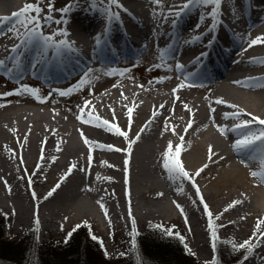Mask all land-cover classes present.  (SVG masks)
I'll use <instances>...</instances> for the list:
<instances>
[{"label": "bare ground", "instance_id": "obj_1", "mask_svg": "<svg viewBox=\"0 0 264 264\" xmlns=\"http://www.w3.org/2000/svg\"><path fill=\"white\" fill-rule=\"evenodd\" d=\"M84 1L79 0V5H75L63 29L69 33L66 39L74 42L72 53L83 57L84 64L78 78L90 73V83L80 87L98 91L104 82L120 80L122 76L109 74L99 64V59L94 58L98 49L97 36H90L89 32L99 33L106 16L92 28L91 24L98 20V16ZM26 2L29 1L0 0V17H11ZM246 2L225 0L219 6L218 23L214 29L217 37L228 35L225 36L228 41L222 42L228 63L222 73L201 87L197 76L191 74L186 78L183 75L187 64L184 55L185 51L202 45L204 36L192 41L193 44L186 42L193 36L207 33L211 5L191 8L184 23L188 27L177 39L172 36L173 30L168 25L175 17L169 13L179 11L185 0H160V7L152 0H118L122 6L119 10L123 8L122 11L142 27L141 40L145 42L139 49L138 64L152 66L159 79L151 84L143 81L140 85L116 82L87 99L88 105L82 103L80 109L84 110L79 109L72 114L71 123L59 116L40 114L35 120L36 125L23 128L15 124L14 116L19 108L26 109L21 105L33 103L25 92H21L22 99L15 106L1 109L0 174L3 180L0 185L17 190L13 201L19 213L27 215V219L28 216L31 220L38 219L39 224H60L62 221L68 224L81 218L109 229V224L115 225L112 218L121 219L126 214L135 221L137 203L154 200L156 207L148 213L168 220L183 219L191 232L188 240L191 247L203 252L204 259L208 261L212 257L210 247L213 241L208 217L196 195V188L212 213L213 228H225L236 234L238 225L231 215L237 209L249 206L250 202L255 209L246 210L247 216L255 222L264 219V183L250 174L257 169L255 161L264 156L262 146L254 145L243 150H249L251 157L245 160L243 151H234L232 147L239 132L231 129L239 121L223 119L224 113L236 111L227 105H235L243 113L242 119L252 121L244 131L258 133L264 129V124L253 121V117L264 120V64L261 63L264 60V41L249 47L256 37L264 38V0H248L249 5ZM247 16L253 20L247 22ZM15 23L16 18L13 17L0 25V31L5 33L0 35V60L16 68L11 57L17 53L8 51L18 42L8 31ZM198 23L199 29L196 27ZM116 24L125 33H134L124 19ZM25 51L26 58L21 60L20 66L30 74L46 63L41 47L28 46ZM177 63L183 67L177 69ZM33 64L36 65L34 68ZM173 89L177 91L174 93ZM216 99H222L225 104H216ZM210 109H215V112ZM154 112L158 113L155 117ZM19 115L17 117H21ZM78 116L82 119H77ZM89 120L91 123L87 122ZM102 121H107L113 131L97 126ZM189 121L192 122L191 127H188ZM217 125L226 129L224 134ZM116 129L126 133V137L115 135ZM52 130H57V136L49 134ZM85 139L90 143L85 144ZM130 141H135L131 147ZM169 142L172 144L169 162L179 160L191 179H170L163 168V153L168 150ZM109 146L112 150H108ZM177 146L181 148L178 153ZM209 146L213 153L211 160ZM205 164L208 167L196 175ZM71 165H76V168L67 174ZM115 170H121L117 184L120 180L129 185L132 182L133 191L128 186L127 189H112L114 181L110 171ZM100 182L108 189H100ZM53 188H56L55 192L48 196ZM81 192L85 197L77 202L75 199ZM28 194L34 203H38L30 213L28 197H24ZM161 199L164 201L159 202ZM234 201L240 203L229 208ZM177 204L183 209V215ZM54 215L59 218L53 221ZM47 225H44L45 229ZM255 233V250L241 264H264V238L260 236L264 233V225H260V230ZM249 234L253 236L254 232Z\"/></svg>", "mask_w": 264, "mask_h": 264}, {"label": "rangeland", "instance_id": "obj_2", "mask_svg": "<svg viewBox=\"0 0 264 264\" xmlns=\"http://www.w3.org/2000/svg\"><path fill=\"white\" fill-rule=\"evenodd\" d=\"M28 1L35 2V0ZM73 1L75 0H52V4L54 6V9L59 10L63 9L68 5V3H71ZM84 2L89 4L93 8V10L100 14V16L101 14L105 15L104 10L108 7L107 4H98L97 0H85ZM41 6L44 8V14H46L47 2H44ZM122 9L123 8L119 10V7H116L115 5L112 6L113 13H117L118 18L125 19V17H127V14H125ZM59 14V11H54L52 13V16L54 19H58ZM111 18H113V16ZM56 29V24L50 22L49 25L44 28V32L45 34H48L55 31ZM128 72V70H120L118 72V75L122 76L120 80L106 81L101 85V88L98 91H92L88 89H73L71 94L65 96H61L58 94V90L62 89L47 91L45 89H42V87L34 80L30 82L27 81L26 83H18L15 80L8 82L0 77V94L9 92L15 93V91L22 86H28L29 89L32 90H39L38 94H34V91L25 92L28 98H30L33 103L22 104L21 108L25 107L26 109L24 110L28 111H24L19 108V112H17L14 116L17 120L15 124L20 127L23 126L24 128L25 125H36L35 120H38L37 115L40 114L59 116L60 118L66 120L67 123H71L72 114H75L80 109L82 103H84L85 100L91 98V96H95V93L107 88L108 86L116 82L140 85L143 84L144 81L145 84H151L157 82V80L159 79L158 73L154 71L150 72L147 66L135 69L133 72H129L130 74ZM110 73L112 75L115 72L112 71ZM20 94L0 95V110L8 106H15L17 102L22 99ZM18 115L21 117H17ZM17 132H19V129ZM21 134L22 133H20L18 136H21ZM49 134H51L52 136H57L58 133L57 130H52ZM120 171L121 170L110 171V176L114 181L113 185L111 186L112 189L119 190L122 188L124 189L128 186L131 188V191H133L134 187L132 182L129 185L126 183H122V180H120L119 184H117V178L120 177ZM2 180L3 176H1L0 174V183ZM23 185L27 189V186L24 182ZM0 186V188L2 189L0 193V241L8 243L10 247L14 249V247H18L19 245L24 246L28 244V241H32L34 239L38 247H33V250L31 251L32 257L29 264H33L35 258L34 255H36L37 250L41 254H45L47 252L49 253V250H60V248L65 247V245L67 246L72 243H76L75 245H78L89 240L91 242L98 243V246L96 245V249H98L103 254L106 261H117L119 259L132 255L138 260V254L136 252V248L133 247L132 242L133 240H135V237L138 233L143 234L146 231H152V236H159L160 238L168 237L167 239L173 240L178 238L182 242V244L186 246L185 252L188 251L187 255L192 256V260L194 262H197L198 264H210L213 259H215V264H241V262L245 259V256L247 255L248 257L250 253H247V251H245L241 255V253L246 249L236 251L234 250L233 246L234 244H239L253 237L249 233L257 231V222H255L254 219L248 217L246 214V210L251 211L255 209L254 204H251L250 202L248 203L249 206L247 205V207L245 206L243 208L237 209L236 212L231 215V218L238 225L239 230L236 232V234L231 233L228 229L225 228L214 227L216 233L215 247H213V244L211 245L210 248L212 250V257L208 261L204 259L205 254H203V252H201L199 249L191 247L190 242L188 241L189 237L191 236V232L187 228L183 219L168 220L167 218H158L156 216H151V214L148 213L151 211V209H155L156 207L157 202L154 200L142 204L137 203L138 209L135 219L136 234L135 236H133V220H130L131 218L127 217L126 214L123 215V218L121 219L116 217L112 218V224L115 225H110L108 223L109 229H107L105 226L99 225L98 222L87 219L81 220V218L75 220L74 223L71 222L68 224L62 221L60 224H54L53 222H51V224L48 225L43 223L37 225L35 220H31L29 216L27 219V215L23 216L19 213V210L14 203L15 201H13V195L17 193V190L12 188V186ZM98 186L103 190L108 189L106 186H103L102 182H100ZM81 193L82 194L78 195L75 199L77 202H80L85 197L83 192ZM24 197H28L27 203L30 213V210L34 207H37L38 203H34L33 197L29 194ZM161 201H164V199H161L159 202ZM150 206H153V208ZM70 215L71 214H68L67 216ZM56 216H52L53 221L59 218L58 216L56 218ZM259 221H264V219L261 218ZM44 225H47V229H45L46 227ZM116 225H118V227ZM157 225H160L162 227L157 228ZM261 225H264V223H262ZM164 229H170L173 235H167ZM119 232L121 233L119 234ZM177 233L179 234L178 236L176 235ZM93 235L97 237V240H93L91 238ZM210 235L212 239L211 231ZM181 237L183 239H181ZM217 241H221L222 243H216ZM254 243L255 240H253V247L255 250L256 245H254ZM105 250L108 253V258L105 257ZM216 253H218V256L216 255ZM16 255L17 254H15L14 257H16ZM0 262L6 264H19V259H15L11 262L8 260H1ZM136 264L139 263L137 262Z\"/></svg>", "mask_w": 264, "mask_h": 264}, {"label": "snow or ice", "instance_id": "obj_3", "mask_svg": "<svg viewBox=\"0 0 264 264\" xmlns=\"http://www.w3.org/2000/svg\"><path fill=\"white\" fill-rule=\"evenodd\" d=\"M44 2H47V13L44 14V8L41 6ZM98 4H107L108 7L105 8L104 13L108 17L112 16H118L117 13H113L112 6L115 5L116 7H122L119 5L118 0H97ZM225 0H185V3L183 5L179 6V11L176 12H170V16L179 17L182 12L189 10L192 8L193 5L197 6H209L211 5L210 10L208 11V17H210V22L208 24V32H211L216 27L218 21L216 20V17L219 15V6L223 4ZM152 3L156 5L157 7H160V0H152ZM72 10L71 6H66L63 9L56 10L54 9V6L52 4V0H35V2H26L24 6L19 9L17 12L12 13L11 17H0V25H3L6 21L11 20L13 17L16 18V23L8 29L9 32L13 33V38L16 39L18 42L13 45L8 51L17 53L16 56L11 57V59L15 62L17 66H19L22 56H23V49H25L28 46H38L41 47L44 51L42 54H55L56 52H59L61 50L65 51H73L74 50V42H69L66 38L69 35L66 29H61L60 27H57V29L53 32H50L48 34H45L44 28L49 25V23H54L56 25L61 24H67L68 20L65 18L66 14ZM54 11H59L62 15L60 19H54L52 16V13ZM21 17L23 19H21ZM204 19V16H201V20ZM173 24L176 23V20L173 19ZM197 29H199L200 24L198 23L196 25ZM5 33L3 31H0V35H4ZM60 39H57V38ZM201 36H193L190 38L189 41L186 43H191L194 40H200ZM264 41V38L262 37H256L254 40L251 41L249 44V47H252L253 45L257 44L258 42ZM101 42V35L98 34L96 37V43L99 44ZM212 44V41H209V46ZM47 50H53L51 52H48ZM161 58H163L164 53L162 52ZM201 55H205L202 53ZM197 63H199V58H197ZM262 64H264V60L261 61ZM36 65L33 64L32 67L34 68ZM159 66V65H155ZM183 66L179 63L176 64L177 69H181ZM0 68L5 69L9 74L13 73L16 68L8 66L6 64L5 60H0ZM90 73H85L84 77L78 82L77 88H79L82 85H86L90 83ZM34 94H38L39 90H32L29 89L28 86H22L21 88H18L15 93H3L0 95H11V94H20L21 92H33ZM73 91L72 88H69L67 90H58V94L61 96L69 95ZM177 89H173V92L175 93ZM88 101L85 100L84 104L88 105ZM216 104H225V101L222 99H216ZM229 108L236 109V111L232 113H224L223 119L228 120H237L239 121L236 123L231 131L233 132H239V136L235 139L234 143L232 144L233 150L240 152L245 149L252 148L254 145H261V151L264 152V129H261L258 133L253 132H246L245 129L248 128L249 124L252 121H248L245 119H242L243 113L241 110L237 108L235 105H227ZM163 107V105H161ZM84 109L81 108L80 111H83ZM132 110L129 109V112ZM190 111V110H189ZM210 111L215 112V109H210ZM158 115V113L154 112L153 116L155 117ZM77 119H82L80 116L77 117ZM253 121H257L260 124H264V120H258V118L253 117ZM91 123V121H87ZM150 123V121H149ZM191 121H189L188 127H191ZM97 126H104L106 127V130L109 132L113 131V128L111 126H108L107 121H102ZM217 128L219 131H221V134H224L226 129L221 128L219 125H217ZM167 129V125H166ZM187 131V128L185 129ZM115 135L117 136H125L126 133L121 132L119 129L115 130ZM138 138V137H137ZM183 139V137H181ZM135 141L129 142V147H131V143H134ZM85 144H89L90 141L87 139L84 140ZM172 149V144L169 142L168 150H166L163 153V168L168 173L170 179H191L189 176V173L184 170V168L181 166V163L179 160H175L174 162H169V154ZM108 150H112L111 146H109ZM118 150V149H117ZM177 153L181 151V148L177 146L176 148ZM209 159L211 160L212 149L211 146H209ZM222 159V158H221ZM251 159V157H250ZM257 165V169H254L250 172V174L253 177L259 178L262 183H264V156H261L258 160L255 161ZM248 166V165H246ZM208 165L205 164L201 169L197 170L196 175H199L200 172H202L205 168H207ZM76 168V165H71V167L68 169L67 174H71L72 170ZM65 177H62L64 179ZM97 179H100L98 176ZM56 187H59V184L56 185ZM193 187L196 188V185L193 183ZM56 188H53L51 191H49L48 196H51L53 192H55ZM182 191V189H179ZM35 195V194H33ZM162 195V194H161ZM196 195L200 198V203L203 204V211L205 215L208 217V229L212 233V241H213V247H215V240H216V233L213 228V220H212V213L209 210V206L204 203L203 197L200 196L199 189L196 188ZM240 203L239 201H234L231 205H229V208L234 207L236 204ZM103 207V205H101ZM177 207L180 209L181 214L183 215V209L180 208V206L177 204ZM228 209L226 208L225 211ZM131 215V213H129ZM218 219V217H217ZM264 223V221H258L256 225L257 232L260 230V225ZM36 224H39L38 219L36 220ZM157 228H160L162 226L157 225ZM167 235L171 236L173 235L172 231L170 229H164ZM132 234L135 236L136 230H135V221H132ZM70 235V234H69ZM179 235L178 233L176 234ZM261 238H264V233H260ZM93 240H97V237L94 235L91 237ZM256 238V233L254 232L253 237L249 238L248 240H245L239 244H234V250L239 251L241 249H246L247 253H252L254 251L253 247V240ZM181 239H183L181 237ZM133 247H135V240H133ZM191 254V253H189ZM105 257L108 258V253L105 250ZM245 259H247V255L245 256ZM210 264H215V259H213Z\"/></svg>", "mask_w": 264, "mask_h": 264}, {"label": "trees", "instance_id": "obj_4", "mask_svg": "<svg viewBox=\"0 0 264 264\" xmlns=\"http://www.w3.org/2000/svg\"><path fill=\"white\" fill-rule=\"evenodd\" d=\"M151 234L152 231H146L136 236L138 260L132 255L117 261H106L103 254L96 249L98 243L89 240L78 245H75L76 243L65 245L60 250H49V253L45 254L37 250L35 258L33 256V264H136L137 262L139 264H198L192 260V256L187 255L186 246L178 238L173 240ZM33 240L14 249L8 243L0 241V261L11 262L19 259V264H29L33 247H38ZM15 254H17L16 257H14ZM0 264L6 263L0 262Z\"/></svg>", "mask_w": 264, "mask_h": 264}]
</instances>
